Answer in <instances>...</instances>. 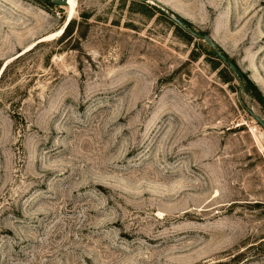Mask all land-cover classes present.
Wrapping results in <instances>:
<instances>
[{
    "label": "rangeland",
    "instance_id": "374dc122",
    "mask_svg": "<svg viewBox=\"0 0 264 264\" xmlns=\"http://www.w3.org/2000/svg\"><path fill=\"white\" fill-rule=\"evenodd\" d=\"M156 1L264 118V0ZM66 7L0 0V264H264V130L238 81L155 3Z\"/></svg>",
    "mask_w": 264,
    "mask_h": 264
},
{
    "label": "water",
    "instance_id": "95a60500",
    "mask_svg": "<svg viewBox=\"0 0 264 264\" xmlns=\"http://www.w3.org/2000/svg\"><path fill=\"white\" fill-rule=\"evenodd\" d=\"M54 4L58 5H65L67 3V0H50ZM141 2H147V3H155L157 4L161 10L169 17L178 27L182 28L184 31L189 33L191 36L195 38H200L204 40L209 47L214 51V53L217 55V57L222 61V63L227 67L228 71L234 76V78L238 81V89L236 91L237 98L239 99L240 104L242 105L243 109L253 118V120L264 130V118L257 114L251 107H249L247 104H245L241 99V89L242 84L245 81V77L240 76L238 74V70L236 67V64L228 58L225 53H222L218 50V45L214 41V39L208 34V33H198L196 30L191 29L187 27L181 19L178 17L179 15L173 13L170 9H168L165 5L160 3L156 0H138Z\"/></svg>",
    "mask_w": 264,
    "mask_h": 264
},
{
    "label": "bare ground",
    "instance_id": "6f19581e",
    "mask_svg": "<svg viewBox=\"0 0 264 264\" xmlns=\"http://www.w3.org/2000/svg\"><path fill=\"white\" fill-rule=\"evenodd\" d=\"M65 6H67L66 8L68 9V19L67 20H69L73 16V13H75L74 11H75V6H76V0H67V3L65 4ZM62 31H63V29L62 30L60 29L57 32H54L52 34L47 35L46 37H44L41 40L57 37V36L61 35ZM31 47L32 46H30L29 48H31Z\"/></svg>",
    "mask_w": 264,
    "mask_h": 264
},
{
    "label": "trees",
    "instance_id": "16d2710c",
    "mask_svg": "<svg viewBox=\"0 0 264 264\" xmlns=\"http://www.w3.org/2000/svg\"><path fill=\"white\" fill-rule=\"evenodd\" d=\"M162 13L163 14H165L163 11H162ZM166 15V14H165ZM180 19H181V21L187 26V27H189V28H193L192 27V25H191V23H189L187 20H185V19H183V18H181L180 16H178ZM174 23V22H173ZM200 33V32H199ZM219 51H221L222 53H224L222 50H220V49H218ZM214 52V51H213ZM226 55V54H225ZM236 67H237V65H236ZM237 70H238V74L240 75V76H243V77H245L243 74H242V72L240 71V69L237 67ZM243 83H248V79L245 77V81L243 82Z\"/></svg>",
    "mask_w": 264,
    "mask_h": 264
}]
</instances>
